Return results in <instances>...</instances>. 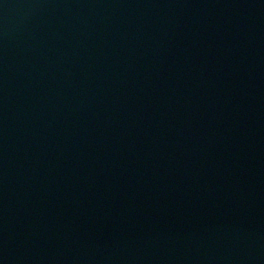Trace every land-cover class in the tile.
<instances>
[{
  "label": "water",
  "instance_id": "1",
  "mask_svg": "<svg viewBox=\"0 0 264 264\" xmlns=\"http://www.w3.org/2000/svg\"><path fill=\"white\" fill-rule=\"evenodd\" d=\"M0 264H264V0H0Z\"/></svg>",
  "mask_w": 264,
  "mask_h": 264
}]
</instances>
